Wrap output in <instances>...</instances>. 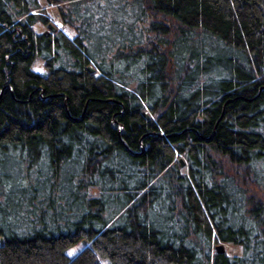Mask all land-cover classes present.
I'll list each match as a JSON object with an SVG mask.
<instances>
[{
	"label": "trees",
	"instance_id": "1",
	"mask_svg": "<svg viewBox=\"0 0 264 264\" xmlns=\"http://www.w3.org/2000/svg\"><path fill=\"white\" fill-rule=\"evenodd\" d=\"M48 5L0 0V264H264V0Z\"/></svg>",
	"mask_w": 264,
	"mask_h": 264
},
{
	"label": "rangeland",
	"instance_id": "2",
	"mask_svg": "<svg viewBox=\"0 0 264 264\" xmlns=\"http://www.w3.org/2000/svg\"><path fill=\"white\" fill-rule=\"evenodd\" d=\"M42 6H43V10H42V15L45 16L48 19V22L44 25V24H37L35 26V31L37 34H43L44 32H46V25L47 24H53L55 25L56 28L60 29L68 38H72L73 37V32L68 30L67 28H65L61 22L60 19L58 17V8L57 7H53V6H49L45 0H40ZM33 70L41 75H45V70L43 68V63L41 61H37L33 67ZM224 249H225V253H227L228 255L232 256V255H238V250L234 247H231L229 245H223ZM79 248L75 249L74 251L71 252V255L75 254L76 251Z\"/></svg>",
	"mask_w": 264,
	"mask_h": 264
},
{
	"label": "water",
	"instance_id": "3",
	"mask_svg": "<svg viewBox=\"0 0 264 264\" xmlns=\"http://www.w3.org/2000/svg\"><path fill=\"white\" fill-rule=\"evenodd\" d=\"M49 3V0H47V4ZM46 32H44V36H47V35H49L50 33H53V32H55L56 31V27H55V25H53V24H47L46 25ZM88 71L90 72V73H93L94 72V69H92V68H88ZM143 115L145 116V118L146 119H148V117H149V115L147 114V113H143ZM214 135V131H213V133L211 134V136H213ZM179 163H180V168H183L184 167V162L180 159L179 160ZM0 242H2L1 240H0ZM85 242L83 241L82 242V244H84ZM215 252L217 253V254H224L225 253V249H224V246L221 244V245H217L216 247H215Z\"/></svg>",
	"mask_w": 264,
	"mask_h": 264
}]
</instances>
